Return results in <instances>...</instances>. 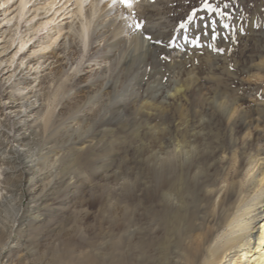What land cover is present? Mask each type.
I'll return each mask as SVG.
<instances>
[{"label": "rangeland", "instance_id": "374dc122", "mask_svg": "<svg viewBox=\"0 0 264 264\" xmlns=\"http://www.w3.org/2000/svg\"><path fill=\"white\" fill-rule=\"evenodd\" d=\"M39 1L32 0L30 10L19 17V0H0V189L9 181L20 185L19 201L0 212V246L10 233L18 241L12 246L16 264H55V259L75 264L76 238L107 233L110 206L123 202L126 174L141 169L143 159L154 153L159 109L171 125L181 109L207 142L218 137L228 143L219 103L232 102L252 124L254 108L264 105V0H132L130 7L118 0L105 6L109 0H100L87 35L64 38L60 45L59 36L37 54H45L42 66L27 68V88L12 89L29 60L28 45L35 46L46 32L57 36V29L74 18L64 7L43 13ZM5 6L10 10L3 12ZM11 9L12 19H3ZM113 13L118 17L112 19ZM43 20L48 22L22 44L20 36L28 38L29 26ZM18 102L34 104L20 119L17 109H7ZM103 127H111L112 134H97ZM22 132L27 136L18 140ZM232 136L241 146L243 131ZM4 148L12 153H3ZM15 150L27 152L25 162ZM8 154L14 157L5 163ZM11 166L18 170L6 178L5 168ZM60 171L65 177L59 178ZM61 179L81 186L70 184L69 191L55 187V194L46 196V189ZM101 194H106L103 201L97 198ZM40 202L50 207L32 220ZM4 260L1 254L0 262Z\"/></svg>", "mask_w": 264, "mask_h": 264}, {"label": "bare ground", "instance_id": "6f19581e", "mask_svg": "<svg viewBox=\"0 0 264 264\" xmlns=\"http://www.w3.org/2000/svg\"><path fill=\"white\" fill-rule=\"evenodd\" d=\"M1 1L4 4L7 0ZM31 1L19 0L17 11L19 17L24 11L30 10L27 6ZM60 1L40 0L38 8L45 7L43 13H48L52 9L58 13L63 7L64 10L68 8L67 13L71 12L74 18L69 22L65 21L67 24L65 28L57 29V36H49L50 32H46L41 40L37 37L38 43L35 46L28 45L29 60L25 61L24 68L19 71L22 75L19 81L13 82L12 89L17 85H24L27 88L29 85L27 79L30 77V69L27 68L41 67L45 60L41 59L45 54H37L48 49L59 36L60 45L64 38H71L75 34L80 37L87 35L100 0H63L58 4ZM111 1H105L107 2L105 6ZM9 10L6 6L2 9L3 12ZM13 10L15 9H11L7 18L3 19H12ZM112 10L114 8L107 13L104 12L102 17L112 13ZM61 13L62 11L59 15ZM111 17L113 19L118 16L113 13ZM47 20H43L36 27L29 26L26 31V34L29 33L28 38L20 36L22 44L27 43L31 35L48 22ZM17 27L16 21L14 28ZM13 35L10 36V42L15 39ZM145 104L147 105L145 107H150L148 103ZM33 105V102H18L17 105L11 103L7 109L13 111L17 109L16 116L20 119L34 108ZM218 107L221 109L218 111H222L221 113L226 116L228 143L221 142L218 137L207 142L203 134L189 124L181 109L177 110L179 119L174 125L166 121V111L159 109L160 120L154 153L143 159L141 169L126 174L123 202L110 206L107 233L80 235L76 238L78 253L75 264H264V127L260 125L264 121V105L254 108L256 116L252 124L247 123L245 116L232 102L219 103ZM112 130L111 127H103L97 134L102 136L112 134ZM238 131H243L245 135L239 147L237 137L232 136ZM26 136L27 134L22 132L18 140H23ZM101 139H98L96 144L101 142ZM27 144L24 142V145ZM29 148L30 146H27V152ZM9 151L4 148L2 152ZM14 152L22 162H25L27 152L20 150ZM13 154L6 155L4 162L10 163ZM16 170H18L16 166L6 167L5 171L9 173L6 178L13 176L11 174ZM59 174V178H63L66 172L60 171ZM7 183L4 191L0 189V212L8 204L12 205L19 201L20 197L16 193L20 185L12 181ZM70 184L73 188L81 186L71 180L65 183L61 179L60 182H53L52 186L46 189L48 192L45 191V195H54L52 188L59 186L69 191ZM105 197L106 194H101L97 198L103 201ZM55 199L56 196L53 197V200ZM61 200L57 202L61 203ZM40 205L42 207L34 210L36 213L31 216L32 220L50 207V204L42 205V202ZM19 206L15 208L16 215L19 214ZM1 231L0 229V234ZM11 236L10 233H6L1 238L3 240L0 255L2 254L5 260L0 264H16L11 259L12 246L18 245V241ZM241 251L242 256L239 254ZM240 257L243 259H238ZM244 258H247L245 263ZM237 260L242 263H237ZM60 261L61 259H55L52 262L60 264Z\"/></svg>", "mask_w": 264, "mask_h": 264}, {"label": "snow or ice", "instance_id": "6c2138e0", "mask_svg": "<svg viewBox=\"0 0 264 264\" xmlns=\"http://www.w3.org/2000/svg\"><path fill=\"white\" fill-rule=\"evenodd\" d=\"M114 3L117 2V0H113ZM119 3L124 4L126 7H130L132 0H118ZM189 19H191V17H189ZM143 23V21H140L139 23H136L135 27L136 29H139L141 27V24ZM183 26V25H182ZM193 44L196 43L195 40L192 41Z\"/></svg>", "mask_w": 264, "mask_h": 264}]
</instances>
